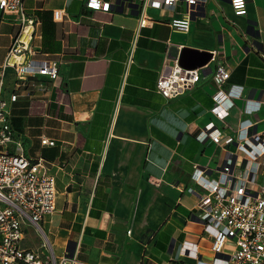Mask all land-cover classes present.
<instances>
[{
  "label": "crops",
  "instance_id": "obj_1",
  "mask_svg": "<svg viewBox=\"0 0 264 264\" xmlns=\"http://www.w3.org/2000/svg\"><path fill=\"white\" fill-rule=\"evenodd\" d=\"M112 1L120 4L94 11L85 0H24L38 21L39 57L59 62L57 80L36 76L11 103L26 154L49 159L47 172L56 179V211L42 224L52 251L74 264H224L211 248L214 228L198 215L193 176L197 165L217 178L235 147L200 141L198 134L211 120L234 132L245 118L256 123L252 130L264 131V0H247L244 15L234 13L230 0H200L188 31L168 23L184 4L151 7L154 24L140 26L135 4ZM57 8L69 17L56 20ZM19 28L14 15L0 10V77ZM184 47L217 55L198 66L197 85L168 98L156 81ZM219 61L230 69L223 87H242L225 123L211 111ZM3 82L9 99L12 69ZM42 135L56 144L43 145ZM40 242L29 228L27 244Z\"/></svg>",
  "mask_w": 264,
  "mask_h": 264
},
{
  "label": "built area",
  "instance_id": "obj_2",
  "mask_svg": "<svg viewBox=\"0 0 264 264\" xmlns=\"http://www.w3.org/2000/svg\"><path fill=\"white\" fill-rule=\"evenodd\" d=\"M128 1L136 4L140 26L154 24L149 8L184 4L181 15L168 23L173 30L188 31L200 0ZM230 3L235 14H246L247 0H230ZM119 4L120 1L85 0V7L94 11H110ZM0 10L14 15L20 22L2 63L0 77V264H74L66 254L57 260L42 225L45 216L56 211V179L47 172L51 161L44 156H28L12 125L11 103L21 90L26 92L28 86L34 85L36 76L57 80L59 62L39 57L42 51L34 45L38 21L26 12L24 0H0ZM53 15L56 20L69 17L64 8L55 9ZM133 52L134 49L129 62L133 61ZM215 55L216 49L212 50V59ZM7 69H12L15 75V88L9 99L2 95ZM201 77L199 67H184L175 59L169 71L158 77L156 89L168 98H175L197 85ZM229 77L228 65L217 62L212 79L218 89L212 95L211 111L221 123L226 122L242 92L240 85L223 87ZM246 112L252 110L246 108ZM255 124L248 118L241 119L234 132L225 133L211 120L198 134L200 141L210 138L220 146L235 147L220 164L217 178H207L205 170L197 165L193 176L200 187L192 190L198 198V215L214 228L211 248L224 264H264V131L252 130ZM41 143L55 145L56 141L42 135ZM29 228L41 238L39 247L27 244Z\"/></svg>",
  "mask_w": 264,
  "mask_h": 264
},
{
  "label": "water",
  "instance_id": "obj_3",
  "mask_svg": "<svg viewBox=\"0 0 264 264\" xmlns=\"http://www.w3.org/2000/svg\"><path fill=\"white\" fill-rule=\"evenodd\" d=\"M211 57H212L211 51L198 50L195 48L184 47L181 51L178 62L182 66L195 68V67L206 64L210 60Z\"/></svg>",
  "mask_w": 264,
  "mask_h": 264
},
{
  "label": "rangeland",
  "instance_id": "obj_4",
  "mask_svg": "<svg viewBox=\"0 0 264 264\" xmlns=\"http://www.w3.org/2000/svg\"><path fill=\"white\" fill-rule=\"evenodd\" d=\"M49 82H52V81H50V80H48Z\"/></svg>",
  "mask_w": 264,
  "mask_h": 264
},
{
  "label": "clouds",
  "instance_id": "obj_5",
  "mask_svg": "<svg viewBox=\"0 0 264 264\" xmlns=\"http://www.w3.org/2000/svg\"><path fill=\"white\" fill-rule=\"evenodd\" d=\"M98 6V5H97Z\"/></svg>",
  "mask_w": 264,
  "mask_h": 264
}]
</instances>
